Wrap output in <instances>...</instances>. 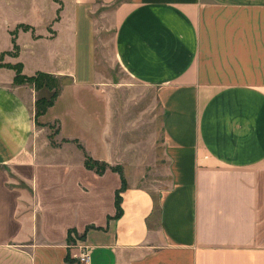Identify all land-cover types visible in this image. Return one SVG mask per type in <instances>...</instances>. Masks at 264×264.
<instances>
[{
  "label": "crops",
  "instance_id": "1",
  "mask_svg": "<svg viewBox=\"0 0 264 264\" xmlns=\"http://www.w3.org/2000/svg\"><path fill=\"white\" fill-rule=\"evenodd\" d=\"M5 2L48 17L39 33L1 16L32 27L5 62L71 83L39 118L59 123L53 144L41 91L0 67V264H82V246L87 264H264V0H0V15ZM113 4L119 63L155 89L172 177L157 200L126 179L118 216L123 178L85 165L80 100L99 96L98 13Z\"/></svg>",
  "mask_w": 264,
  "mask_h": 264
},
{
  "label": "rangeland",
  "instance_id": "2",
  "mask_svg": "<svg viewBox=\"0 0 264 264\" xmlns=\"http://www.w3.org/2000/svg\"><path fill=\"white\" fill-rule=\"evenodd\" d=\"M114 8V4L106 6L98 13L96 56L97 67L104 81L98 86V97L94 95L92 99L85 100L87 97L82 95L80 98L84 104V122L88 124L83 143L91 157H99L96 159L106 169L119 170L125 179L151 191L157 200V196L170 186L172 179L164 153V116L157 103L155 89L132 82L119 63L114 39ZM46 13L47 9L38 17L36 10L26 2L14 5L5 2L0 15V48L10 41L8 35L23 30L14 27L9 33L1 16L11 21L21 18L31 20L37 25L38 32L43 33L46 28L44 18H48ZM10 53L12 55L8 53L0 57V64H6V56H14L15 52L12 50ZM53 76L58 78L62 88L71 83L69 77ZM43 91L38 96L43 95ZM90 115L93 119H89ZM39 126H46L53 144L59 140L57 134L60 126L57 121ZM84 152L88 154L85 149Z\"/></svg>",
  "mask_w": 264,
  "mask_h": 264
},
{
  "label": "trees",
  "instance_id": "3",
  "mask_svg": "<svg viewBox=\"0 0 264 264\" xmlns=\"http://www.w3.org/2000/svg\"><path fill=\"white\" fill-rule=\"evenodd\" d=\"M17 27L23 28V30L27 31L32 29L30 25L26 24H19ZM18 34L17 30L15 32H12L13 35V44H14V52L13 55L17 56L19 53V46L16 42V35ZM11 54L9 52H3L0 57L5 54ZM8 67L12 68L15 70V78L14 82L15 84H24V83H30L34 86L35 90L37 92L47 90L49 91V96H43L40 95L38 96L36 102H35V118H36V123L37 125H44L43 123L40 122L39 118L43 116L44 114L47 113L49 108H51L56 100L58 99L59 95L61 94L62 87L60 86V81L58 80L57 77L53 76L51 73L47 72H37L35 75L32 76H27L23 74V66L21 63H16V64H11V63H6V64H0V67ZM79 146L84 149V147L77 141ZM85 165L90 168L94 169L97 173H103L106 170V166L101 165L100 162L93 157L89 156L88 154H85ZM116 171H119L117 169H113ZM120 172V171H119ZM121 173V172H120ZM122 178H123V185L122 187L117 191L116 193V208H117V214L116 216L120 215L122 212V207H121V202H122V196L121 193L123 189L126 186V179L123 176V173H121ZM72 232V231H71Z\"/></svg>",
  "mask_w": 264,
  "mask_h": 264
},
{
  "label": "built area",
  "instance_id": "4",
  "mask_svg": "<svg viewBox=\"0 0 264 264\" xmlns=\"http://www.w3.org/2000/svg\"><path fill=\"white\" fill-rule=\"evenodd\" d=\"M90 260V253L86 247H80L79 261L82 264H87Z\"/></svg>",
  "mask_w": 264,
  "mask_h": 264
}]
</instances>
